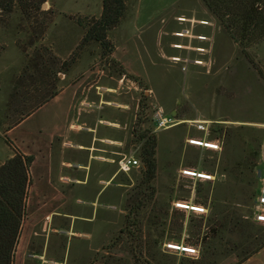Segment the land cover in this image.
I'll return each instance as SVG.
<instances>
[{
	"label": "rangeland",
	"instance_id": "374dc122",
	"mask_svg": "<svg viewBox=\"0 0 264 264\" xmlns=\"http://www.w3.org/2000/svg\"><path fill=\"white\" fill-rule=\"evenodd\" d=\"M143 1L145 12L150 0ZM191 2L151 30L126 34L137 75L111 58L119 24L107 31L110 55L98 42H84V24L100 18L103 0H46L40 6L14 0L10 10L0 7L1 132L40 94L74 80L87 86L81 81L87 76L94 81L126 73L118 92L128 106L109 109L124 130L118 161L131 150L142 160L145 132L157 140L152 187L142 169L118 168L117 187L107 186L98 197L103 184L95 178L86 187L60 182L58 155L52 181L64 195L56 192L45 173L47 160L38 155L13 264H238L264 244V224L252 220L264 144V40L236 43L203 0ZM159 108L177 124L157 129ZM111 112H103L104 119L113 120ZM201 121L209 123L207 132L196 129ZM192 138H219L221 149L191 146ZM5 139L0 134V162L12 152ZM185 169L212 179L186 177ZM177 202L205 213L178 209ZM167 244L194 247L198 254L168 250ZM243 264H264V251Z\"/></svg>",
	"mask_w": 264,
	"mask_h": 264
},
{
	"label": "crops",
	"instance_id": "0c3cea01",
	"mask_svg": "<svg viewBox=\"0 0 264 264\" xmlns=\"http://www.w3.org/2000/svg\"><path fill=\"white\" fill-rule=\"evenodd\" d=\"M143 2L125 0V15L113 34V40L109 36L114 44L111 58L132 75L138 73L132 69V55L129 50L131 39L126 37V34L129 32L140 34L146 29L151 30L159 20L165 21L172 10H177L180 4L186 7L192 3L191 0H150L148 2L150 9L143 12ZM200 36L202 35L197 37ZM200 46L198 49H203ZM121 76L117 79L115 76L102 74L94 81L93 78L90 80V76L83 77L82 83H89L81 87L79 82L74 80L59 88L54 97L33 110L17 125L0 131V134L11 140L23 154L34 157L30 173L38 155L47 160L45 173L50 187L56 192L62 193L58 185L52 181L54 171L52 161L54 156L58 155L60 182L62 184L72 182L73 185L86 187L92 183L91 179L95 178L98 184H103L98 197L107 186L117 187L115 181L119 174L118 159L124 142L122 137L124 130H120L122 126L118 114L109 109L128 106L118 92L126 73ZM91 82L93 83L90 84ZM106 110L112 113L113 120L104 119L103 112ZM30 121L33 123L28 125ZM101 125L108 127L101 128ZM17 130L18 135L12 138V134ZM11 157L12 152L0 162V167ZM66 169L69 171L68 174L64 173ZM263 251L264 248L256 254L260 255Z\"/></svg>",
	"mask_w": 264,
	"mask_h": 264
},
{
	"label": "trees",
	"instance_id": "16d2710c",
	"mask_svg": "<svg viewBox=\"0 0 264 264\" xmlns=\"http://www.w3.org/2000/svg\"><path fill=\"white\" fill-rule=\"evenodd\" d=\"M13 1L9 0L8 6L0 0V7L10 10ZM30 1H36L40 6L46 0ZM203 1L236 43L249 46L264 40V0ZM125 12V0H103L100 18L91 19L84 24L87 28L84 42L94 40L100 44L106 56L110 55L113 47L107 38V31L115 28L122 21ZM260 74L263 76L261 71ZM131 77L137 81V77ZM57 92L58 89H55L45 96L40 94L39 98L36 97L40 100L35 106L29 109L24 106L22 110H17L19 118L8 128L17 125L33 110L54 97ZM140 139H145L141 148V158L145 166L144 181L152 187L157 172V140L153 135L148 136L147 132L142 134ZM5 142L12 151V157L0 167V264H13L14 252L25 216L26 200L32 186L30 167L34 157L23 154L8 138ZM263 248L264 244L257 251L241 258L238 264H243Z\"/></svg>",
	"mask_w": 264,
	"mask_h": 264
},
{
	"label": "built area",
	"instance_id": "2783aa9c",
	"mask_svg": "<svg viewBox=\"0 0 264 264\" xmlns=\"http://www.w3.org/2000/svg\"><path fill=\"white\" fill-rule=\"evenodd\" d=\"M157 129L165 130L171 128L176 125L175 120L172 117H167L164 114V110L159 108L157 110ZM196 129L200 131L207 132L209 130V123L206 121H201L196 123ZM188 144L198 148H204L212 151H219L221 149V140L216 138L214 140L207 141L206 139H189ZM119 170L128 172L131 169L139 168L145 170L144 163L140 158L136 156V152L131 150L128 154H124L121 156L118 161ZM259 181H258V189L256 196L254 198V210L252 215V220L258 224H264V144L261 148L260 159H259ZM182 175L194 178L198 180H211L212 175H206L200 172H195L193 170L185 169L182 171ZM176 208L192 211L196 213H205V208L200 206H193L184 202L175 203ZM167 249L172 251H179L188 255H196L198 254V250L194 247L176 245V244H167Z\"/></svg>",
	"mask_w": 264,
	"mask_h": 264
}]
</instances>
